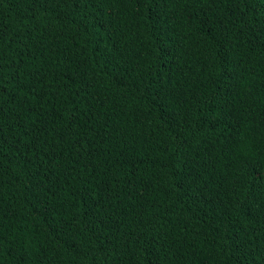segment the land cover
Segmentation results:
<instances>
[{
    "label": "trees",
    "instance_id": "16d2710c",
    "mask_svg": "<svg viewBox=\"0 0 264 264\" xmlns=\"http://www.w3.org/2000/svg\"><path fill=\"white\" fill-rule=\"evenodd\" d=\"M0 264H264V0H0Z\"/></svg>",
    "mask_w": 264,
    "mask_h": 264
}]
</instances>
